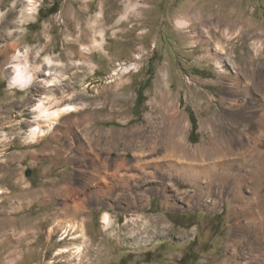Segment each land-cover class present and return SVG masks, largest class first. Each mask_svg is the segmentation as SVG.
I'll return each mask as SVG.
<instances>
[{"label": "rangeland", "instance_id": "374dc122", "mask_svg": "<svg viewBox=\"0 0 264 264\" xmlns=\"http://www.w3.org/2000/svg\"><path fill=\"white\" fill-rule=\"evenodd\" d=\"M194 1L36 0L33 15L20 25V0H4L0 264H220L237 222L248 221L244 213L233 212V203L221 199L215 188L211 198L217 205L208 208L191 206L182 197L197 187L176 170L169 197L157 189V180L144 175L130 188L99 185L100 172H114L106 168L115 158L125 153L133 157L121 133L145 120L157 79L166 69L175 92L172 102L181 101L191 123L189 142L241 137L231 175H223L227 171L221 160L211 163L218 176L213 186L222 179L221 185L242 180L245 185H262L264 193V124L256 123L264 113V102H259L264 92V0H199V9L212 15L206 25L213 27L210 44L194 36V23L184 29L177 24L181 11ZM218 41L223 49L221 68L215 60L203 58L206 48ZM12 42L16 50L28 51L30 64L40 66L42 76L51 72L53 85H11L5 44ZM84 54L87 62L80 60ZM131 65L129 71L121 69ZM229 75L239 80L232 89ZM246 86L252 94L241 91ZM191 89L198 92L202 106L193 102ZM232 99L237 100L235 107L230 106ZM41 100L51 109L69 103L80 107L62 112L51 129L49 121L39 118L46 132L33 137L30 129ZM65 119L73 123L60 124ZM201 166L193 160L190 172ZM111 175L107 183L116 178ZM95 187L102 189L86 196ZM80 200L83 206L67 214L65 203L72 206ZM106 213L110 224L104 221ZM73 222L85 227L84 235L81 228L69 230ZM239 255L241 260L243 254Z\"/></svg>", "mask_w": 264, "mask_h": 264}, {"label": "bare ground", "instance_id": "6f19581e", "mask_svg": "<svg viewBox=\"0 0 264 264\" xmlns=\"http://www.w3.org/2000/svg\"><path fill=\"white\" fill-rule=\"evenodd\" d=\"M3 2L4 0L0 1V6ZM200 2L199 0H195L190 4V7L186 11L182 10L181 16L178 17L177 24L184 29L189 28L191 26L190 24L194 23V25H192L194 32L191 30V32L194 33V36L198 38L201 43L206 42L210 44L213 37V27H209L208 29L206 25L211 21L212 15L205 12L203 9H199L200 7L198 5ZM35 3L36 0H20L21 7L19 8L18 17L20 25L33 15V11L36 8ZM15 12V10L12 11V16L15 15ZM1 16L2 11H0V18ZM195 19H197V21H195ZM12 43L5 44L6 58L9 60L7 69H9L11 85L19 86L21 89L29 88L32 84H40L42 86L53 85V82L56 81V79L50 78L51 72H45L44 76H42L40 73V66L34 67L30 64L28 51L16 50L17 48L14 46L16 44H14V42ZM213 45L214 47L211 49L206 48V53L203 58L215 60L218 67L221 68V61L218 58L221 57V51H223V49L221 48L220 41L215 42ZM80 60L87 62L86 55H82ZM49 62H51V60ZM133 65L136 67L135 64ZM133 65L121 69L123 71H129L133 68ZM254 74L255 72H252V76L255 77ZM219 80H221V76ZM157 81L158 83L155 93L150 101L152 109L146 114L145 120L140 125L121 133L126 141L125 143L133 151V157H128L125 153V155L122 154L114 159L111 168L109 166L106 168V164L103 168L109 170L113 168L114 172L112 171L111 173V171H105L102 174L100 172L99 175L101 176H98L102 182L99 185H108L109 188L112 184L127 185V188H130L131 182L134 184L141 182L140 180L144 175L147 180L148 178H151L153 181L157 180V189L163 192L166 197H169L168 185H172V178L176 170L177 173L185 176L186 180L194 183L197 187L195 193L187 192L182 195V197L187 199L186 201L191 206L194 204H203L208 208H214L217 205V201L213 202L211 198V189L215 188L216 194L221 199H227L229 202L233 203V212L239 214L244 213V219H247L248 221L246 224L237 222L236 229L231 232L230 241L225 245L223 258L220 261V264H264V219L262 218L264 215V193L262 185H245V183L242 184V180H236L235 185H221L225 184L223 179L222 181L220 180L221 178L219 179L220 182L218 185L213 186L211 183L213 178L216 180L218 179V176L214 171V166L220 163L219 160H221L223 168L227 171L224 172L223 175L226 174V177L231 175L230 168L237 160V155L240 154V135H221V138L212 136L208 143L199 145L192 144L187 138V131L191 127V123L189 118L183 113L181 101L178 99L175 103L172 102L175 97V92L170 77V71L162 69ZM234 84H239L237 76L229 75L228 87L232 89ZM190 85H193V82H190ZM248 89L246 86L245 89H242L241 91L245 93L249 91ZM251 91L252 89H250L248 93L252 94ZM190 92L193 96V102L195 105L202 106V102L197 95L198 92H195L194 89H191ZM261 95L262 98H260L259 102H264V92L261 93ZM41 102L42 100L40 103ZM236 104V99L230 101L231 107H235ZM79 107L80 105L78 104L69 103L51 109L42 102V104L37 106L38 114L34 116L36 123L35 126L30 129L31 136L35 137L46 132L42 124L39 122V118L43 119L45 122L49 121V129H51L56 123H58L62 112H74L77 111ZM262 108H264V105H262ZM263 115L264 113H260L261 117H263ZM261 117L256 123L263 125L264 119ZM62 123H65L67 126L69 123H73V121L65 119L64 121L61 120L60 124ZM139 130H143V133L145 132V134L134 135V133ZM232 139H235L237 142H233ZM191 154H194V156L192 157ZM193 160H198V163H202L203 166L190 172V166ZM211 163H213L214 166H212ZM151 168H153L154 171L151 170ZM138 170L142 174H139L137 172ZM121 171L122 173H120ZM108 173L109 175L115 174L114 176H116L112 183H107V180H109L107 179ZM117 173L119 175L122 174V176H118ZM203 179L209 184H202L203 181L201 180ZM91 181L94 183L95 179H92ZM94 184H96V181ZM87 187L89 186L87 185ZM103 187L105 186H102V188ZM102 188H91L86 196L92 197L96 193H99ZM129 193L130 192H128V194ZM65 205H67L66 213L71 214L76 213L83 206V202L80 200L72 206L68 203H65ZM103 218L105 222L110 224L111 220L108 213H106ZM68 228L70 231L81 228L80 231L84 235L85 227H82V224L73 222L69 224ZM77 233H79V231ZM239 248H242V250ZM67 250L68 249L65 248L62 251L65 252ZM239 254H243L241 260L238 259V256H240Z\"/></svg>", "mask_w": 264, "mask_h": 264}, {"label": "crops", "instance_id": "0c3cea01", "mask_svg": "<svg viewBox=\"0 0 264 264\" xmlns=\"http://www.w3.org/2000/svg\"><path fill=\"white\" fill-rule=\"evenodd\" d=\"M90 180H91V179H90ZM124 186H127V185H123V186H122V189L124 188ZM113 187H115V186L113 185Z\"/></svg>", "mask_w": 264, "mask_h": 264}]
</instances>
